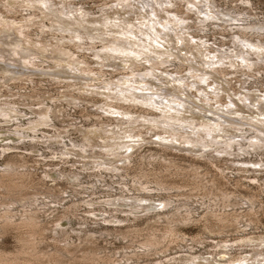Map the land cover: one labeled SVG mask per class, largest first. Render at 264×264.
<instances>
[{
    "label": "rangeland",
    "instance_id": "1",
    "mask_svg": "<svg viewBox=\"0 0 264 264\" xmlns=\"http://www.w3.org/2000/svg\"><path fill=\"white\" fill-rule=\"evenodd\" d=\"M130 1L142 11V14L139 13L137 16L136 14L130 16L132 11L118 7L116 8L118 11L115 12L118 13V16H124V20H118L115 16L116 13L110 12V8L104 10L108 4H110L109 6H116V0H24V2L23 0H0V10L4 14H6V10H2L1 5L12 6V8L18 10V13L14 16H10L9 13L6 16V22L0 20V38H4L2 36V34H6L4 30L14 32L18 36V30L27 27L31 36V38L28 36V39L32 40V44L40 42L44 46L46 44L52 46L48 50L49 54H42L40 50H34V52H38L35 60L40 56L36 60L37 65L40 66V70H36V72H34V69L32 70L31 73L34 74L32 82L26 80L28 76L17 81L6 80L8 87L2 86V82H0V93L2 95H0V100L6 98L2 102H15L16 107L21 111V124L26 125L40 115L51 114L48 125L41 126L36 133L28 132L27 134L30 135L28 139L24 143H19L18 148L20 149L16 150L17 152H12L19 160L23 159L26 161L24 167L26 170L22 171H26L28 174L21 181L24 186L17 189L15 187L12 189H0V206L4 202L5 196H8L10 198V209L17 220L16 222L20 220V212L23 211L24 205H31L40 209L38 214L40 220L39 228L33 229L24 225L12 226L5 230L0 228V258L2 257L1 259L3 261L6 256L11 258L9 260L13 262L9 263L4 261L7 264H54L58 258V254L54 255V253L61 251L64 256H61L62 260L59 259L60 262L58 264H126V260H132L130 264H135L136 262L139 264H154V262L159 261L165 264H186L184 260L191 259L192 256L196 258L198 255L202 256L200 258L201 260L208 259L207 262L202 261V264H256V256H260V252H264V246H262L264 244L262 242V238H264V143H262L263 147L256 148V151L250 150L248 145L250 142H258L260 141L259 139L264 137L262 135V132L264 133L262 124L260 126V122H258V118L264 119V114L258 116L255 113L257 108L250 105L260 98L263 102H258V112H262L260 108L264 106V62H259V65L252 70H248L244 64H242L244 66L242 70H240V67L235 68L232 66L231 69L228 66H230L231 62L232 65L236 63L232 60L235 57L238 58L237 55L244 48L240 43L242 42L240 40L242 38L240 30L242 28L246 30V26H252V23H264V0H208V4H200L202 0H166L168 4L172 2V9L180 8L181 6L180 10H168L166 4L163 5L166 8H160L156 0ZM178 4L179 6H177ZM212 4L216 8H212ZM78 6H80V10H84V18H80L78 13L75 14L74 18L78 22L82 20L86 24H92V26L86 28V32H80L78 28H74L76 30L74 32L70 26L67 29L60 28L61 24L60 26H54L51 22L52 20H58L56 17L42 15L46 11L57 14L56 16L60 18L63 15L58 14V10L62 8L78 10ZM186 6H188V14L184 12ZM196 8H206L204 10L206 14H210V12H214V14L216 12H226L230 16V22L225 24V26L211 24L210 21L204 22V20H210L212 14L206 18V14L204 12L198 14ZM175 11H180L176 12L178 16L180 14H186V16L190 17L188 19L189 21L186 22L184 32L178 26H174V28L160 26V22H167L168 16H170L168 12ZM234 11H239L247 15L242 16L240 14L242 18H246L240 24L242 28H235V26H238V22L232 20ZM103 12L110 13L103 14ZM32 13H34L36 18H30L29 22H25ZM92 14L94 15L92 16ZM108 15H110V20L104 18ZM140 16H144L145 18L140 20V22H134V24L140 26L147 33L152 32L151 37L156 38L158 42H164V44H158V42L152 39H150L152 40L150 46H142L143 49H139V47L133 45L134 42L129 45L125 44L126 46L123 44L124 38L126 40H130V38L135 40L132 37V32H135V36L138 37L143 35L140 34L141 30L139 31L138 28H132L134 31L130 34L128 32L131 28L130 20L132 18L138 20ZM62 18L74 20V18H68L65 15ZM114 18H116V22H120V24L124 22V24L122 26H114ZM216 18H220V16H212V20H216ZM10 20H14L16 24L10 22ZM192 20L194 22L200 20L202 24L198 26L200 30L195 29L196 32L193 31V34H188V36L190 38H202V40H208L211 43L208 48L202 46V50H200L202 52L200 54L201 60L198 62L200 66H196L200 70H194L192 65L198 60L196 58L198 54H194V58H192L194 62H186L192 56L190 52L194 50V46L192 45L193 41L191 42L189 37V41L186 42L188 24ZM150 21L153 22L152 24L154 26H150ZM40 22H44L46 26H54L52 28L54 31L46 27L44 29L45 32H41L40 28H44V26H40ZM104 22H108V24ZM128 22L129 24H127ZM94 26L100 28V30H96ZM105 26L106 30H110V32L102 30ZM114 28L118 32H114ZM65 29L74 32L72 39L70 38L71 40L60 38L64 34H71V32H64ZM156 30L161 32V34L157 35ZM174 30H176V34H184V42L182 44L174 38ZM192 30H194V26H192ZM164 32L169 35L166 36ZM40 35L41 37H39ZM94 36H98V40H93ZM168 38L170 40H176V42L172 44ZM233 38L240 44L238 46L240 48L238 54L232 52V54H222L220 56L216 52V49L219 48L222 52H228L229 49H233L236 46V44L233 46ZM144 40L146 41L144 44H148L146 36ZM248 40H250V36H248ZM136 42H140V40ZM252 42H259V38L254 36ZM260 42L264 44V38H260ZM68 44H72V46H68ZM90 44L96 46V50L88 48ZM108 44H114L116 48L110 46V50H108L106 48ZM120 44L123 45L121 46ZM154 44H158L159 48H156ZM166 44H172V46L178 48L180 60L168 58L167 56L164 57V60L170 62L159 68H155V74L161 76L160 82L158 83L155 79L151 81V84L150 82H142V80L140 82H134V76H130V69L128 68L132 64H138V66H146L148 64V66L152 67L154 62H146L150 58V54L153 52L152 50H156V52H168ZM57 45L58 48L64 46L70 52L79 54L78 58L84 59V62H86V65L82 66L84 72H88V70L90 72H100L101 66H104L101 71L106 72L105 76L102 78H92L88 74H82V72L77 71V69L82 70L80 66L76 70L74 68L68 70L67 67L72 66V62H66V58L63 59L62 56L58 58V50L60 49L56 47ZM180 46H184L188 52L184 48H180ZM196 46L200 48V44H196ZM24 49L28 50V46L25 45ZM248 49V47L244 48V52ZM136 51L138 54H136ZM4 52H8V58H10V50L4 48V46H0V55H4ZM100 52H106V54L102 56V54H98ZM126 52H130L132 58L124 56ZM171 52L176 54L175 51ZM254 52L256 54L253 53L250 56L252 60H256L257 56L264 54V50L259 51L256 48H254ZM208 54H216L220 60H226L227 67L224 66V62L218 65L223 73L220 72L218 66L212 68L211 64L214 56H211L210 60H208ZM140 58H142V62H138ZM152 58L159 60L161 57L152 56ZM205 60L206 62H204ZM238 63L240 66V62ZM58 64H62V66H58ZM204 64H208L209 67L204 66ZM208 68L218 70V72H210L211 75L208 80L194 78L196 75L205 73ZM235 70L236 72H234ZM2 72H6V68L0 64V78L4 76ZM8 72H12V70H8ZM36 74H42V77L36 76ZM72 74L74 76H80V80H76ZM223 74H226V76ZM169 75L173 76V78H168ZM175 75L178 76L174 78ZM58 80H72L76 86H72V82H70L68 84L70 88H66V82ZM122 81L125 84H122V86H126L122 90L128 91L130 90V86L126 84L127 81L132 82L134 85L138 84V86H142V84L146 86L148 84L144 88L146 90L145 94H150L148 97L157 104H162L168 98V102L164 106L173 109L169 115H175V118L181 119L183 116H187V114L194 115V118H196V114L200 113V122L194 120V123L211 124V129L217 140H220V136L222 139L223 136H233L235 143L240 142L246 146V150L242 152L244 155L236 156L241 154V152L237 151V145L234 146V150H230L227 153L225 150L220 151L223 148V146H220L218 148L220 154L214 152L215 149L212 146L196 150L194 147H191L192 145L182 144L180 139L170 137V134L162 128L148 130L150 126H142V124L140 126L126 125V128H122V124H118V122L128 120L126 116H160L164 112V110L160 112L156 108H150L152 105L148 103L142 104V102L132 100L130 94L128 96H120L118 94V86L112 88V86L106 85H114ZM163 81L164 84L168 85L164 86ZM195 84L197 85L194 86ZM18 90H22L20 96L16 95V91ZM106 90H110V92H106ZM60 94H66V96H60ZM244 94L249 95L248 98L252 95V102H248V100L244 102L242 100ZM256 95L258 98H256ZM234 96H236V106H238L236 109L238 110L232 113L230 104H232V98ZM40 102H44L48 108H44L43 105H40ZM111 102L120 104V108L118 106L110 108ZM240 102L244 103L242 104ZM128 104H134V108L128 106ZM180 107L184 109H178ZM178 110L181 112L180 114ZM240 112L246 114V116L252 114L254 117V128H250V126L245 127L248 131L246 132L248 136L246 134L242 136V132L236 130L238 125H236L234 120H240ZM202 118H210V120H202ZM228 118H232L230 120V122H233L232 124L226 122ZM242 119L252 120L251 118ZM0 126L7 127L2 120H0ZM8 128H10V125ZM14 128L16 126H12L11 129L14 131ZM132 129L136 130V134H141L140 138H134L136 134L127 132ZM114 132H118V134H114ZM188 133L190 134V131ZM195 133L192 132V134ZM35 134L39 139L38 142L31 141L32 136ZM124 134H130L132 137L128 138ZM256 137L259 138H257L258 141L255 140ZM102 138H107V140L104 141ZM110 140H117L116 142L118 140L120 142L122 140H142V142H146L144 144H138V146H136V142H132V144L126 142V146H136L138 148H126L124 146L126 149L123 151V154L125 156L134 154L135 159L134 164L136 168L134 165H131L134 167L132 168L130 166L132 171L130 170L129 174H123L121 172L123 175L119 173L115 176L114 172L106 170L101 172V177L98 176L100 171L96 167L99 166L100 160L119 165L116 158H112V156L104 155L101 157L98 154L95 155V152H92V150H96L98 153H100V150L104 152L103 146L108 145ZM158 140L165 145L154 144ZM86 142H91L92 146L84 152L78 147L70 148L74 143L82 144ZM171 146H174V148ZM180 148H188L190 152H184ZM64 150H73L74 153L78 154L69 156V158H63L62 155L66 153ZM204 150L208 154H204ZM1 152L2 149L0 148V166H4L8 160V155L6 154L5 156ZM196 152H202L204 156ZM84 154L88 155L84 156ZM164 160H168V162L177 165L175 168L173 166L170 169L173 175L172 177L170 176L168 181L174 184V186L181 185L180 188L176 187L178 190L176 188H173L172 190L174 191L172 192H170L171 189L166 191L160 190L154 182H151L153 181L152 177L149 180L150 183L148 182L147 184H149L148 186L150 188H156V190H150L146 194V192L138 191L133 187V174L136 173L138 168L147 171H154L157 168L163 169L164 167L161 166V163H168ZM250 162L258 163L250 164ZM85 163H87V166H84ZM242 164H246V168H242ZM253 164L257 167L260 164V168L254 170L250 166ZM177 167L180 169H177ZM216 168H220V170H216ZM176 169L181 173L180 176L175 175V172L173 173ZM238 169H245L248 172L239 171ZM253 178H257L258 182L253 181ZM126 183L128 186L124 185ZM194 183H199L201 185L200 188L198 187L196 189L192 186ZM210 188L212 190H209ZM221 191L232 195L234 198L244 200L250 195H256L255 222H251L250 218L245 216V210L247 208H244L242 205L240 206V200H234L232 198L231 204L222 206L223 203L220 200ZM120 194L125 196H142L152 199L151 203L153 205L150 215H147V213L141 214L140 218L134 220L133 216L127 213L129 208L124 207L126 208V210H123L124 212H115L113 210L114 207H109L104 203V201L112 199L114 196H119ZM166 199H175L173 206L166 209L163 206L157 208L161 203L160 200ZM34 200H37V202ZM212 200L216 204H212ZM72 202H76V207L72 208V211L65 210V208H70ZM203 202L204 204H202ZM143 203L149 204L150 202L146 201ZM4 204H8V202H4ZM179 206L182 215H187L186 212L188 211L192 214L191 222L176 224L178 228L176 227L174 230L177 235L179 234V237L169 242L166 241L164 247H162L163 249L160 248L156 252L153 251L149 257L147 255L140 258L135 257L133 255L135 252H143V242L147 234H155L161 238L162 236L160 234H164L168 229V226H164L166 222L159 221V223L155 222L156 224H153L154 220L158 218V214L163 216L161 220H164L168 214H172ZM228 206L230 208L226 210ZM208 207H212L217 212L220 211L218 213H222V211L233 213L236 211L237 214H240L239 224H236L235 227L226 228L222 233L204 230L206 224L204 220L206 216L205 212ZM1 210L2 207H0ZM110 216H117L121 220H128L126 216H129L130 220L124 221L121 226H109L110 224L105 222L104 219ZM64 218L66 219L64 220ZM62 223L63 231L58 230V234L55 235L54 229L59 228ZM123 234H126L127 237H124ZM26 239L32 240L34 247L26 244ZM66 240H68V246L62 244ZM222 245H227L228 248H224ZM33 248L36 250H34L36 253L33 251ZM26 250L29 252H26ZM33 252L36 257L34 255L32 256ZM225 252H228L229 255H224ZM50 254L54 256H50ZM49 257L53 258L51 262L48 259ZM36 258H39L40 262ZM173 258L174 260H172ZM42 260L43 262H41Z\"/></svg>",
    "mask_w": 264,
    "mask_h": 264
},
{
    "label": "bare ground",
    "instance_id": "2",
    "mask_svg": "<svg viewBox=\"0 0 264 264\" xmlns=\"http://www.w3.org/2000/svg\"><path fill=\"white\" fill-rule=\"evenodd\" d=\"M23 2H24V0H23ZM156 2L160 5V8L161 7L166 8V6H168V10H180V8H181V6H180V8H173L172 9V2H170V4H168V2H166V0H160V2H158V0H156ZM164 4H166V6H163ZM200 4H208V0H202V2H200ZM104 5L106 6V4H104ZM109 5L110 4H108V6H106L104 8V10H108V8H110V12H115V11H118V10H116V8L119 7L122 9H127L128 11H132L130 16H132L134 14H136V16H137V14H139V13L142 14V11L139 8H137L135 6V4L131 3L130 0H116V6H112V5L109 6ZM1 6H2V10H6V14H4L0 10V20H4V22H6V16L9 13H10V16H14L16 13H18V10H16V8H12V6H4V5H1ZM177 6H179V4ZM112 8H114V10H112ZM212 8H216V6H214V4H212ZM196 10H198V14H200V12H204V10H206V8H196ZM58 12H59L58 14L63 15V16L65 15L68 18H74L76 13L79 14L80 18H84L83 13H85L84 10H80V6H78V10H72L70 8H68V9L62 8L61 10H58ZM110 12H103V14H108ZM176 12H180V11L168 12V14H170V16H168L169 18H168L167 22H160V26L166 27V28H168V27L174 28V26H178V28H182V32H184V28H186V22H188L189 21L188 19H190V17L186 16V14H188V6H186V8H184V12H186V14H180V16H178V14H176ZM115 13H116L115 16H116V18H118V20H124V16H118V13L117 12H115ZM40 14H42V12H40ZM88 14H90V12H88ZM94 14H96V12H94ZM94 14H92V16ZM204 14H206V12H204ZM210 14H212V16H220V18H216V20H212V16H210ZM210 14H206V18H208V16H210V20H204V18H202V20H204V22L210 21L211 24H217V25H221V26H225V24H228V22H230V16H228V14H226V12H216V14H214V12H210ZM240 14H242V16H247L245 13H242L239 11L238 12L234 11V14H232V20H236V22H238V26H235V28H242V26H240V24H242L243 20H246V18H242V16H240ZM42 15L56 17L58 20H52L51 24H54V26H60V24H61L60 28H66L67 29L68 26H70V28H72V30H74V28H78V30H80V32H86V28H88V26H92V24H86V22H82V20H80V22H78V20H76V18H74V20H69V19L66 20V18H62L63 16H60V18H58V16H56L57 14H52V12L44 11V14H42ZM10 18H12V17H10ZM30 18H36V16H34V13L30 14L29 19L28 20L26 19L25 22H29ZM104 18H106V20H110V15L105 16ZM104 18H103V20H104ZM116 18H114V26H122V24H124V22H122V24H120V22H116ZM144 18H145L144 16H140V18H138V20H134V18H132V20H130V27L131 28H130V30H128L129 34L132 31H134V29L132 30V28H136V29L138 28L139 31L141 30L140 34H143V35L141 37H138V36H135L136 35L135 32H132V37H134L135 40H133L132 38H130V40H126V38H124V43L122 42L124 45L125 44L129 45V44H132V42H134L133 45H136L137 47H139V49H141L142 46H150V43H152V40H155L156 42H158V40H156V38L151 37L152 32L147 33L145 30H142L140 28V26H136L134 24V22H140V20H142ZM170 18H172V20H170ZM240 18H242V19H240ZM90 20H92V19L90 18ZM173 20H174V22H173ZM10 22H14V20H10ZM104 23L108 24V22H104ZM152 23L153 22L150 21V26L153 25ZM14 24H16V22H14ZM127 24H129V22ZM200 24H202V22H200V20H198V22H194V20H192V22H190V24H188V32H186V42L189 41L188 37L190 38V36H188V34H193V31L196 32V30H200V28H198V26H200ZM248 24H250V23H248ZM40 26H44V28H40V31L43 33L45 32L44 29L46 27H49L51 30H52V28H54V26H46V24H44V22H40ZM192 26H194V30H192ZM244 26H246V24H244ZM98 27H100V26H98ZM94 28H96V26H94ZM256 28H257V30H256ZM66 29L64 30V32L65 31L71 32V34H64V36L62 35V36H60V38H64V40H71L72 36H73L74 32H76V30H74V32H72V30H69V29L66 30ZM57 30H58V28H57ZM96 30H100V28H96ZM102 30H106V26ZM242 30H244V28H242ZM242 30H240V34H242V38H240V40H242V42H240V43L242 44V46H244V48L248 47L249 48L248 50H246L245 52H244V48H242V50H240V48H238V46H240V44H238V42H236V40H234V38H233V46H234V44H236V46H234L233 49H229L228 52H222V51H220L219 48H217L216 52H218V54H220V56H222V54H232V52H236V54H238V50H240L241 53L239 55H237L238 58L235 57L234 60H232L236 63H234L232 65V62H231L230 66H228V68L232 69V66H233L235 68L240 67V70H242V68H244V66H246V68H248V70H252L259 65V62H264V54H262V56H257L256 60H252V58H250V56L253 53L256 54V52H254V48H256V50H259V51L264 50V44H262V42H260V38H264V23H252V26H246V30H244V32H242ZM52 31H54V30H52ZM61 31H63V30H61ZM4 32H6V34H2V36H4V38H0V46H4V48H8V50H10V58H8V52H4V55L3 54L0 55V64H2V66H4V68H6V72H2L4 74V76L2 78H0V82H2V86H4V87L7 86L6 80L17 81L21 78H26V76H28V78H26V80L32 82V78H34V74L31 73L32 70L34 69V72H36V70H40V66H38L37 62H36V60L38 58H40V56H38V58H36V60H35V56L38 54V52H34V50H40V52H42V54H46V53L49 54L48 50H50V48H52V46H48V44H46V46H44V44H41L40 42H36V44H32V40L28 39V36H30V33H29V30L27 27L20 28V30H18V36H16V34H14V32H8L7 30H4ZM106 32H110V30H106ZM114 32H118V30H116V28H114ZM248 32H250V34H248ZM156 34L159 35V34H161V32H158L156 30ZM164 34L166 36L169 35L168 33H165V32H164ZM66 36H68V38H66ZM145 36L148 39V44H144V42H146L144 40ZM248 36H250V40H248ZM254 36H256V38H259V42H252V38H254ZM39 37H41V35ZM30 38H31V36H30ZM90 38H92V36H90ZM174 38H176V40H178V42H180V44H182V42H184V34H176V30H174ZM150 39H152V40H150ZM190 39H191V42L193 41L192 45L194 46V50H192V52H190V54H192V56H191V58H188V60H186V62H194V60H192V58H194V54H198V56H196V58H198V60H196V62H194V64H192V65H193L194 70H196V69L200 70V68H196V66H200V64H198V62H200V60H201L200 54H202V52H200V50H202V46H206V48H208V46H210L211 43L208 42V40L207 41L202 40V38H190ZM93 40H98V36H94ZM138 40H140V42H136ZM168 40H170V38H168ZM176 40H170V42H172V44H174V42H176ZM61 42H62V40H61ZM90 42H92V40H90ZM64 44H66V42H64ZM123 44H120V45L122 46ZM158 44H164V42H158ZM158 44H154V46H156V48H159ZM172 44H166V48H168V52H156V50H152L153 52H152V54H150V58L147 57L148 60H146V62H154V65L152 67L148 66V64H146V66H138V64H132V66H130V68H128V69H130V76H134V82H140V80H142V82H150V84H151V81L153 79L157 80V83L160 82L161 76L155 74V72H156L155 68H159V67L166 65L167 63L170 62L168 60H164V57L167 56L168 58H176V59L180 60V52H178V48H176V46H172ZM196 44H200V48H198V46H196ZM25 45L28 46V50L24 49ZM68 46H72V44H68ZM110 46H114V44H108V46H106V48H108V50H110ZM56 47L58 48V45ZM88 48H92V50L93 49L96 50V46H93L92 44H90V46H88ZM114 48H116V46H114ZM166 48H164V50H166ZM180 48H184V46H180ZM58 49H60V50H58V58H60V56H62L63 59L66 58V62H72V66L67 67L68 70H70V68H74V70H76V68H78V66H80V68H82V66L86 65V62H84V59L78 58L79 54H74V52H70V50H68V48H64V46H60V48H58ZM119 50H120V48H119ZM184 50H186V48H184ZM171 51H175L176 54L172 53ZM186 52H188V50H186ZM186 52H184V54H186ZM206 52H208V50H206ZM98 54H102V56H104V54H106V52H100ZM114 54H116V52H114ZM136 54H138L137 51H136ZM140 54H142V52H140ZM184 54H182V56H184ZM119 55H121V54H119ZM208 55H209L208 60H210L211 56H214V58L212 59V64H211L212 68H216V66L221 65L223 62H224V66L227 67L226 66V60H220V58H218V56H216V54H208ZM124 56H128V58H132V56H130V52H126V54H124ZM152 56L161 57L160 59H162V60H160V59L156 60V58H152ZM136 58H138V56H136ZM184 58H186V56H184ZM100 62H102V60H100ZM112 62H114V60H112ZM138 62H142V58H140V60H138ZM204 62H206V60ZM213 62H215V63H213ZM238 62H240V66H239ZM242 64H244V66H242ZM58 66H62V64H58ZM110 66H112V64H110ZM110 66H108V68H110ZM204 66L209 67L208 64H204ZM103 67L104 66H101L100 72H90V70H88V72H84V68H82V70L77 69V71L82 72V74H88V76H92V78H102L106 74V72L101 71V70H103L102 69ZM212 68H208V70H206L205 73L196 75V76H194V78H200V80H208L210 78V75H211L210 72H214V73L218 72V70H212ZM218 68H220V66H218ZM110 69L112 70V68H110ZM8 70H12V72H8ZM18 70H20V72H18ZM24 70H26V72H24ZM122 72H124V70H122ZM220 72H222L221 68H220ZM234 72H236V70ZM223 75L226 76V74H223ZM36 76L42 77V74H36ZM72 76H74V74H72ZM176 76H178V75H175L174 78H176ZM170 77L173 78V76L169 75L168 78H170ZM64 78H66V76H64ZM74 78H76V80H80V76H74ZM92 78H90V80H92ZM58 81H61V82L65 81L66 82L65 83L66 88H70V86H68V84H70V82H72V80H58ZM122 84H124V81L118 82V84H114V85H109V84H106V85L112 86V88H114V86H118V90H119L118 94H120V96H128V94H130V96H132V100H136V102H142V104L148 103V104L152 105V106H150V108H156V110H160V112H162V110H164V112H162V115H160V116H126V118H128V120H122V122H118V124H122V128H126V125L127 126H140V124H142V126H150V128H148V130H154V128H158V129L162 128V129H165V131L170 134V137L178 138V139H180L182 144L189 145V146L192 145L191 147H194L196 150H200V149H204L206 147L212 146V148L215 149L214 152L220 154V152H218V148H220V146H223V148L220 149V151L225 150V152L227 153L230 150H234V146L237 145L238 146L237 151L241 152V154L236 155V156L244 155V154H242V152H244V150H246V146L244 144H241L240 142L235 143L233 136H231V135L230 136H223V139L220 136V140H217L214 137L213 131L211 129V127H212L211 124H209V123H194V120H196V122H200V113L196 114V118H194V115H191V114H187V116H183V118H181V119L175 118L174 117L175 115L174 116L169 115L172 113L173 109L168 108V106H164V104H166V102H168V98H166V100H164V102H162V104L161 103L157 104L155 101H153L152 99H150L148 97V96H150V94H147V95L145 94L146 90L144 88L147 87L148 84H146V86H144V84H142V86H138V84L134 85V84H132V82L127 81L126 84L128 86H130L129 91L128 90H122V88H126V86H122ZM163 84H164V81H163ZM166 85H168V84H164V86H166ZM196 85L197 84H195L194 86H196ZM72 86H76V84H74V82H72ZM80 86H82V85L80 84ZM187 86H189V84H187ZM20 92H22V90L16 91V95L20 96ZM84 92H86V90H84ZM102 92H104V90H102ZM106 92H110V90H106ZM0 95H1V93H0ZM60 96H66V94H60ZM158 96H160V95H158ZM248 96L249 95L244 94V96H242V100H244V102L246 100H248V102H252V95L250 96V98H248ZM256 98H258L257 95H256ZM2 100H6V98H2ZM2 100H0V120H2L6 124L7 127L4 128V126H0V148L2 149L1 154L5 155V156H6V154L8 155V160L4 164V166H0L1 167V169H0V189H2V188L12 189L14 187L17 189V188L24 186L23 182H21V181H22V179L27 177L28 173H26V171H22V170H26V168H24L26 161L23 159L19 160L17 157H15V155H13L12 152H17L16 150L20 149V148H18L19 143H24L28 139V137L30 136L27 134L28 132L36 133L39 131V128L41 126L48 125V123L51 119V114L47 113L44 115H40L35 120L30 121L26 125H23L20 123L21 122V111L16 107L15 102L14 103L12 101L2 102ZM132 100H130V102H132ZM244 102H240V103L243 104ZM258 102H263V101L260 98H258V100H256V102H253L254 104L252 103L250 105H253L257 108L255 113L258 114V116H259L260 114H264V106H262V108H260V110H262V112H258ZM69 103H72V102H69ZM40 105H43L44 108H48V106H46V104L44 102H40ZM114 106H118V108H120V104H114V102H111L110 108H114ZM128 106H132V108H134V104H128ZM50 108H52V107H50ZM132 108H130V110H132ZM230 108H232V113H234V112H236V110H238V109H236V108H238V106H236V96H234V98H232V104H230ZM178 109H184V108L180 107ZM130 110H128V112H130ZM178 113L180 114L181 112L178 110ZM138 114H140V112H138ZM22 116H24V114H22ZM206 116H208V115H206ZM144 118H146V120H148V122H146V120H144ZM242 118H251L252 120L242 119ZM202 120H210V118H208V119L202 118ZM230 120H232V118H228V120H226V122H228V124H232L233 122H230ZM15 122H18V123H15ZM234 122H236V125H238V128H236V126H234V128H236V130H240V132H242V136H244V134H246V132H248L245 129V127L250 126V128H254V117L252 116V114H250V116H246V114H242V112H240V120H234ZM258 122H260V126L262 124V130H264V119L258 118ZM9 125H10V128H8ZM12 126H16V128H14V131L11 129ZM199 128H201V130H199ZM188 131H190V134L188 133ZM127 132H132V134H136V130H134V129L127 131ZM192 132H196V133L192 134ZM114 134H118V132H114ZM140 135L141 134H136V136H134V138H140ZM262 135L264 136L263 132H262ZM92 136H94V134H92ZM124 136H128V138L132 137V136H130V134H124ZM124 136H122V138H124ZM246 136H248V135L246 134ZM118 138H120V136H118ZM257 138L258 137H256V139H255L256 141H258ZM102 139L104 141L107 140V138H102ZM259 140L260 141H258V142H250V144L248 145L250 147V150L256 151V148L263 147L262 143H264V137L259 139ZM31 141L32 142H38L39 141L36 134L34 136H32ZM116 141L117 140H110V142H108V145H104L103 146L104 152H102V150H100V153H98V152H96V150H92V152H95L94 153L95 155L98 154V156H101V157L104 155L110 156V157L112 156V158H116V161H118V163H119V165H117V164H114L113 162H107L104 160H100L99 166L96 167V169H98L100 171V174L98 175L100 177H101V172L106 171V170L114 172L115 176L121 172L123 174H129V171L131 170V167H132L131 165L135 166L134 154H130V155L125 156L123 154V151L127 147L128 148H136V146H138V144L146 143V142H142V140H122V142H120V140H118V142H116ZM112 142H114V144H112ZM126 142H130V144H132V142H136V146H134V147L126 146ZM104 144H106V142H104ZM154 144L165 145L163 142H160V140H158V142H154ZM90 146H92L91 142H86V143H82V144L74 143V144H72V146H70V148H74V147L77 148L78 147L82 152H84V151L88 150V148H90ZM124 146H126V148H124ZM171 147L174 148V146H171ZM136 149H138V148H136ZM208 149H210V148H208ZM180 150H184V152H190V150H188V148H180ZM64 152H66V153H65V155H62L63 158H69V156H73L74 154H78V153H74L73 150H64ZM130 152H132V150H130ZM196 153L202 154V152H196ZM88 154H90V152H88ZM88 154H84V156H87ZM204 154H208V152H206V150H204ZM204 154H202V156H204ZM232 154H234V153H232ZM232 154H230V155H232ZM142 157H144V156H142ZM164 161L168 162V160H164ZM86 162H88V160H86ZM127 162H128V164H127ZM212 162H214V161H212ZM260 162H262V160H260ZM252 163L256 164L258 162H250V164H252ZM105 164L108 166H106ZM141 164L143 165V163H141ZM141 164H140V167H141ZM84 166H87V163H85ZM161 166L164 168L163 169L157 168L154 171H151V170L147 171L145 169L143 170L141 168H138L136 173L133 174V177H134L133 178L134 180L132 179L133 180L132 181L133 187L136 188V190H138V191L141 190V191L146 192V194H148V192H150V190H156V188H150L148 186L149 184H147L149 182V180H151L153 178V181H151V182H154L155 185H157V188L160 190L166 191V190L171 189L170 192H172V191H174V190H172L173 188L174 189L176 187L180 188L181 185L178 186L177 184H175L177 186H174V184L169 183V181H168L170 176L172 177V175H173L171 173L172 171L170 172V169L173 166L175 168V166H177V165H175V163L168 162L166 164L161 163ZM250 166H252V168H254V170H258V168H260V164H258V167L254 166V164L250 165ZM135 168H136V166H135ZM242 168H246V164H244V165L242 164ZM177 169H180V168L177 167ZM177 169L174 170L173 173L175 172L174 173L175 175L180 176L181 173H179L177 171ZM216 170H220V168H216ZM238 170L248 172V170H245V169H238ZM198 172H200V171L198 170ZM122 173H121V175H123ZM144 180H145V182H143ZM253 181L258 182V179L253 178ZM124 185L128 186L127 183ZM192 186H194L196 189H198V187L200 188L201 185L199 183H194V184H192ZM203 188H206V187H203ZM207 189H206V191L212 190L211 188L209 190H207ZM213 192H214V190H213ZM216 192H217V190H216ZM209 193H210V191H209ZM215 196H217V195H215ZM217 197H219V196H217ZM109 198H110V196H109ZM220 198H221L220 200L223 203L222 206H227V205L232 203L231 200L234 197L232 195H229L228 193L221 191ZM206 199L208 200V198H206ZM151 200L152 199H150V198H145L142 196H125L123 194H120L119 196H114V198L104 201V203L109 207H114L113 210L115 212H124L123 210H126V208H129L127 213L131 214L133 216L134 220H136V219L140 218L141 214L147 213V215H150L152 205H153V203H151ZM174 200H170V199L160 200L161 203L157 206V208H159V206L160 207L163 206L164 209H166L168 207H172L174 204ZM216 200H218V198H216ZM234 200H240V206L242 205V206H244V208H247L245 210V216L249 217L251 222H255L254 215L256 213L255 212L256 211L255 210L256 195H254V194L250 195L249 197L245 198V200L240 199V198H234ZM34 201L37 202V200H34ZM146 201L150 202V203L149 204L143 203ZM4 202H8V204H4ZM4 202L0 206V207H2V210L0 211V228L1 229L5 230V229H8L9 227H12V226H23V225L28 226V227L33 228V229L39 228L40 220L38 218V214H39L40 209L35 208L31 205L30 206L24 205L23 211L20 212V220L18 222H16L17 220L15 219V216L12 214V210L10 209V198H8V196H5ZM202 204H204V202ZM212 204H216V202H214V200H212ZM74 207H76V202H72V204L70 205V208H67V209L65 208V210H71L72 211V208H74ZM124 207H126V208H124ZM214 208H216V206H214ZM229 208H230V206H228V208H226V210H229ZM174 212H176V213L174 214ZM174 212H172V214H168V216H166V218L164 220H161L163 216H160V214L157 213L158 218H156V220H154L153 224L155 222L159 223V221L160 222L161 221L166 222V224L164 226H168V229L166 230V232H164V234H162V235L160 234V236H162L161 238L155 234H147V236L143 242V246H144L143 252L142 253L135 252L133 254L135 257L140 258V257L146 256V255L149 257L153 251L156 252V251L160 250V248L164 247V244L166 243V241L169 242L170 240L179 237L178 236L179 234L177 235L175 230H174V228H176L178 226V225L176 226V224L177 223L182 224L183 222H184V224H186L188 222H191L190 220L192 218V214H190V211H188V212H186L187 215H182L181 214L182 211L180 212V206L177 207ZM218 212H220V211H218ZM218 212H217V210H214L212 207L207 208V211L205 212L206 216L204 219L206 222V224L204 223L205 224L204 230L209 231V232L222 233L226 228L235 227L236 224H239L238 220H239L240 214H237L236 211L233 213H226L224 211H222V213H218ZM16 218H18V216H16ZM126 218H128V220H121L117 216H110L108 218H105L104 221L108 222L110 224L109 226H121V225H123L124 221L130 220L129 216H126ZM65 219L66 218H64V220ZM62 225H63V223L60 224L59 228L54 229L55 235L58 234V230H62V228H63ZM175 234H176V236H175ZM78 236H80V235H78ZM123 236L127 237L126 234H123ZM88 240H90V239H88ZM242 241H244V239H242ZM25 242L29 246L32 245V243H33V241L30 239H26ZM79 242H80V240H79ZM262 242H264V238H262ZM62 244H66V246H68V240H66V242H62ZM262 246H264V244H262ZM32 247H34V246L32 245ZM222 247L228 248L227 245H222ZM28 250H26V252H29ZM34 250L35 249L33 248V251ZM33 253H32V256L34 255V257H36L35 256L36 252L34 254ZM88 253L90 254L89 251H88ZM26 254H28V253H26ZM29 254H31V253H29ZM55 254H58V258L56 259L55 258L56 256L54 257V259H56L54 264H58L60 262L59 259L62 260L61 256H64V254L61 251L55 252L54 255ZM51 255H53V254H50V256ZM224 255H229V253L225 252ZM260 256H262V258H260ZM260 256H256V260H257L256 264H264V252H260ZM52 257L48 258V259H50V262L52 261L51 259H53ZM1 258H0V260H1L0 264H2L4 261L9 262V263L13 262L12 260H9L11 258H8L7 256L5 257L4 261ZM200 258H202L201 255L196 256V258H194V256H192L191 259L188 258V259L184 260V262L186 264H202V261H205V262L208 261V259L201 260ZM36 259L38 260L39 258H36ZM172 260H174V258ZM38 261L40 262V259ZM41 262H43V260ZM130 262H132V260H126V264H130ZM229 262H231V261H229ZM48 263H49V261H48ZM3 264H7V263L4 262ZM135 264H139V263L136 262ZM154 264H165V263L159 261V262H154Z\"/></svg>",
    "mask_w": 264,
    "mask_h": 264
}]
</instances>
